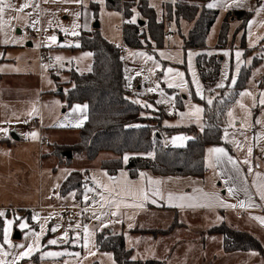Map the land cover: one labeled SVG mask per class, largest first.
<instances>
[{
  "label": "rangeland",
  "instance_id": "374dc122",
  "mask_svg": "<svg viewBox=\"0 0 264 264\" xmlns=\"http://www.w3.org/2000/svg\"><path fill=\"white\" fill-rule=\"evenodd\" d=\"M147 1L154 13L151 20L135 7L132 16L124 20L122 13L108 8L105 0H0V58L11 59L0 65V72L15 69L30 71L42 88L38 95L44 118H50L48 123L53 118L57 120L53 126H42V148L46 154L40 158V169L28 173L32 182L27 178L16 182L24 198L16 202L0 199V205H6L0 207V264H118L111 251L97 248V233L104 230L123 235L125 247L133 249L132 259L165 260L172 245L175 246L183 237L191 238L194 231H199L198 227L193 226L197 223H187L185 228L175 224L172 232L166 235H130V227L164 229L177 220L172 214H150L135 208L146 200L142 182L139 179L131 180L124 167L115 174H109L98 166L103 154L90 161L83 153L67 158L63 154L67 150L61 151L63 146L78 140V132L66 126L70 111L65 93L69 86L62 82L67 79V71L73 62L79 71H85L91 64L90 51L72 47L79 46L81 31L92 29L95 23H98L97 28L103 38L124 49L121 55L125 58L123 65L130 98L144 108L154 109L153 112L148 110L147 114L160 116L158 121L161 125L192 124L198 129L203 127V107L193 96L211 101L216 92L206 90L198 73L196 57L199 53H214L222 59L219 77L213 86H209L211 89L234 86L242 66H250L245 87L224 109L222 126L230 125L233 130L237 118L241 120L242 125L237 126L239 129L236 130H242L246 136L243 140L252 150L251 127L260 122L264 112V0H208L206 5L216 9L218 15L206 35L205 47L200 49L184 47L182 37L187 35L192 22L184 19L176 22L174 17H168L162 7L163 0ZM231 10H248L251 14L243 28L239 27L242 21L238 18L229 23L226 45L218 48L216 43L223 18L228 13V21ZM138 19L144 21L141 24L144 25V36L141 38L142 43L145 42L144 47L129 48L124 45L123 24L124 21L137 23ZM29 21L36 31L34 28L24 31ZM161 22L163 34L158 28ZM41 55H50L54 60L46 62L39 59ZM255 58L259 59L253 66ZM57 82H61V85ZM140 91L148 92L143 93L147 101L136 97L142 94ZM177 94L182 100L181 107L176 105ZM79 120L70 122L79 123ZM246 124L251 126L247 133L242 128ZM22 126L25 127V122L16 126L17 130L13 129L15 135L12 133L10 136L20 138ZM229 133L230 130L224 128L223 138L227 141L234 134L232 132L229 138ZM171 134L163 137L165 144L185 145L187 139L192 137L187 132ZM236 146L233 148L238 151ZM210 158L207 151L205 164L208 170L205 176L209 179L210 187L219 188L220 178L215 179ZM73 170L82 174L83 189L79 195L73 190L61 192L63 181ZM13 176L10 173V178L16 180ZM39 176L40 189L37 185ZM13 190L17 192L15 188ZM38 190L42 199L33 202V193H38ZM16 203H28L24 205L30 206H11ZM152 203L162 202L156 200ZM65 207H74V215L63 217ZM187 246L192 249L190 245ZM216 249V258H221L224 252L218 247ZM171 256L166 264H199L202 260L197 259L193 249L189 254H184L181 246L175 248ZM241 256L238 253L228 255L224 262H251L243 260Z\"/></svg>",
  "mask_w": 264,
  "mask_h": 264
},
{
  "label": "trees",
  "instance_id": "16d2710c",
  "mask_svg": "<svg viewBox=\"0 0 264 264\" xmlns=\"http://www.w3.org/2000/svg\"><path fill=\"white\" fill-rule=\"evenodd\" d=\"M110 9L122 13L124 20H128L133 14V8L149 20L154 18L152 8L147 0H105ZM208 0H163L162 7L168 17H174L192 22V27L186 36H183L184 47L204 48L205 39L213 25L218 11L208 7ZM229 20L228 13L224 16L218 34L216 47L226 45V33L229 23L235 18L242 22L243 28L251 14L248 10H231ZM153 27V25L150 23ZM144 25L138 22H126L123 24V41L130 47H144L141 38L144 36ZM159 30L163 34V24H159ZM78 49L90 51L92 61L88 72L80 73L70 68L65 80L68 89L65 93L67 105L73 103L84 104L87 107V119L83 125L76 128L78 140L68 146H63L61 151L70 150L72 154H82L90 161L100 154L107 156L100 158L98 166L104 168L109 174H115L118 169L124 167L129 175L135 177L139 171L149 170L157 175H189L201 176L205 172L204 151L213 144H226L223 139L222 116L225 107L232 103L238 92L245 87L250 73V66L243 65L234 86L212 87L219 77L221 58L214 53L207 55L199 53L196 57L198 73L206 86V90L216 92L211 101L195 97L203 107V127L197 130L194 125L189 126H162L160 116L151 117L154 124H142L148 121L149 116L143 114L145 108L132 101L131 93L126 83L125 71L121 60V48L114 46L103 38L98 28L91 31H81ZM245 42H242L244 47ZM259 58H255L253 66ZM61 85V82H57ZM210 89H209V88ZM173 91L171 88H166ZM178 97V94L176 95ZM175 96V97H176ZM176 105L182 106V100L178 97ZM164 133L187 132L192 137L184 146H163L160 144L159 135ZM60 148V147H59ZM153 151V157L147 156ZM134 154L128 157L124 164V155ZM83 180L79 171H71L61 185V192L76 191L82 193ZM1 231V227H0ZM222 234V246L224 252L255 251L263 254L261 242L252 234L240 231L220 224L210 229ZM96 245L99 250L111 251L118 264H166L164 260L131 258V249L125 247L122 234L111 230L97 233Z\"/></svg>",
  "mask_w": 264,
  "mask_h": 264
},
{
  "label": "crops",
  "instance_id": "0c3cea01",
  "mask_svg": "<svg viewBox=\"0 0 264 264\" xmlns=\"http://www.w3.org/2000/svg\"><path fill=\"white\" fill-rule=\"evenodd\" d=\"M26 28L31 29L34 27L29 21L25 25L24 31H26ZM93 28L83 31H91ZM18 30L20 31V29ZM34 30L36 31L35 28ZM28 43L31 44V41H28ZM124 45L126 44L124 43ZM0 47H2L1 40ZM77 47L78 46L72 48L78 49ZM123 50L124 49L121 47V51ZM39 59L41 58L39 57ZM10 60L11 59L9 58L2 57L0 58V65L6 64V62ZM90 65L88 69L85 68V71H79L77 70V66H74L73 62L71 68L83 73L90 70ZM41 92L42 88L40 86V82L33 79L30 71L24 72L21 69H15L12 71L0 72V199L2 201L6 199L5 201L12 200L16 202L24 198V196H21L20 194L22 189L20 186H16V182H21V178H27L30 182H32L28 173L30 171H34L35 169H40V158L42 159V157L46 154L42 148L44 141L42 136V126L44 124H50L51 126L57 120L53 118L50 123H48L47 120L50 118L47 116L44 118V114L41 112L42 101H40L41 98L38 95ZM141 93V95L137 94L136 97L140 98L143 102L147 101L143 96V93L147 94L148 92ZM79 104L80 103H73L67 107L70 112L67 117V121L69 120V122L66 123L68 124L66 126H68V128H73L75 131H77L76 128L83 125L87 119V107L84 104H80V106H78ZM148 110L150 112L154 111V109L146 107L143 114L145 117L149 116L151 118L156 116L147 114ZM263 116L264 112L261 114L260 122L254 123V125L252 124V127L248 124H246V126H242L246 133L249 130L248 127H251L252 129V150L247 147L246 142L243 140L245 135L242 130H236L239 129L237 126L242 125L241 120L238 118L235 123V129L232 130L230 125L223 127L230 130L229 138L231 133H234L232 138L228 141L223 138L226 144H213L205 148L204 164L206 152L209 151L211 156L210 159L215 171V179L217 177L220 178V184L218 185L219 188L209 186V179L205 176L208 170L206 168V164L205 172L201 176L157 175L149 170H142L139 171L135 177H132L129 175L127 170V174L130 179L135 181L139 179L146 191L145 203L135 208H139L140 210L146 211L150 214L154 212L172 214V216L177 220L176 223L174 220L167 228L164 229L151 227H130L129 234L132 236L138 234L157 235L160 233L166 235L172 232L176 226L185 228L187 227V223H197L198 225L193 226L198 227L199 231H194L191 238L183 237L176 242L175 246L172 245L170 253H168L164 260L165 262L172 257L171 254L175 248L177 249L181 246L184 254H189L193 249V252L197 253V259L198 257L199 259H202L198 262L199 264H233L230 262H224V259L228 255L235 253L242 255L241 258L243 260L248 262L251 261L249 264H264ZM75 119H80L79 123L70 122ZM148 121H150V123L145 124L153 125L155 123L153 118L148 119ZM24 122L25 127L22 126L21 128L23 133L21 132L22 134H20V138L11 137L10 135L12 133L14 135L16 133L13 129H16V126L18 125L24 124ZM162 126L174 127L176 125ZM196 129L199 131L202 127L201 129ZM166 134L172 135L171 133L161 132L159 135L160 144L163 146H178L176 144H165L163 142V137ZM235 144H237L236 147L239 148L238 151L233 148ZM153 154L154 153L152 151L149 152L147 156L152 158ZM131 155L134 154L124 155V164ZM105 156H107V154L103 153V157ZM10 173L14 174L13 177H15L16 180L10 178ZM37 185L40 189V176L37 179ZM13 188H15L17 192H14ZM41 199L40 190H38V193H33V202H40ZM156 200L157 202L162 203H152ZM27 201L29 202V200ZM16 204L17 205L11 206H15L17 208L30 206L24 205L28 203ZM0 207L3 208L6 207V205H0ZM220 224H226L231 228L252 234L261 242L263 246V254L261 255L251 250L224 252L222 246V234L216 231H210L211 228ZM124 243L126 244L125 238ZM186 244L190 245L192 249L188 248ZM217 247L222 249L224 252L222 257L218 259L215 256ZM128 248L133 250L132 247ZM144 259L148 258H135L134 260Z\"/></svg>",
  "mask_w": 264,
  "mask_h": 264
},
{
  "label": "built area",
  "instance_id": "2783aa9c",
  "mask_svg": "<svg viewBox=\"0 0 264 264\" xmlns=\"http://www.w3.org/2000/svg\"><path fill=\"white\" fill-rule=\"evenodd\" d=\"M26 31H30L28 28H26ZM41 59L46 61V62H51L53 60L52 56L50 55H41ZM121 60H122V63L124 64L125 63V58L121 56ZM74 207H65L63 208V211H62V216L63 217H69V216H73L74 215Z\"/></svg>",
  "mask_w": 264,
  "mask_h": 264
},
{
  "label": "water",
  "instance_id": "95a60500",
  "mask_svg": "<svg viewBox=\"0 0 264 264\" xmlns=\"http://www.w3.org/2000/svg\"><path fill=\"white\" fill-rule=\"evenodd\" d=\"M138 23L141 25V24H143L144 23V21L143 20H140V19H138ZM94 27L95 28H97L98 27V23H95L94 24ZM67 158H70L71 157V155H72V153H71V151L70 150H67V151H65L64 153H63ZM16 236H18V234H16Z\"/></svg>",
  "mask_w": 264,
  "mask_h": 264
}]
</instances>
